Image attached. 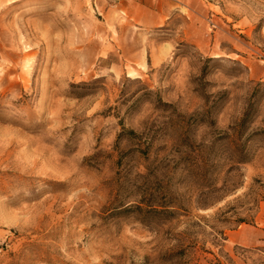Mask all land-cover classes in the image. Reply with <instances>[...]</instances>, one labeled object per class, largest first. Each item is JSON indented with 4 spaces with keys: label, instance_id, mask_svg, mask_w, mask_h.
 Instances as JSON below:
<instances>
[{
    "label": "rangeland",
    "instance_id": "rangeland-1",
    "mask_svg": "<svg viewBox=\"0 0 264 264\" xmlns=\"http://www.w3.org/2000/svg\"><path fill=\"white\" fill-rule=\"evenodd\" d=\"M97 2L0 3V264H264V0Z\"/></svg>",
    "mask_w": 264,
    "mask_h": 264
},
{
    "label": "crops",
    "instance_id": "crops-1",
    "mask_svg": "<svg viewBox=\"0 0 264 264\" xmlns=\"http://www.w3.org/2000/svg\"><path fill=\"white\" fill-rule=\"evenodd\" d=\"M13 1L17 0H0V3H10ZM182 1L183 0H161L156 6H154L152 4L154 3L153 0H99L102 7L108 8L110 6L122 5L128 8L137 19L144 21L146 19V17H144L145 14L150 17L152 16L151 18H154V21L157 20L159 23L169 17L171 14V8L174 7V5H177Z\"/></svg>",
    "mask_w": 264,
    "mask_h": 264
},
{
    "label": "trees",
    "instance_id": "trees-1",
    "mask_svg": "<svg viewBox=\"0 0 264 264\" xmlns=\"http://www.w3.org/2000/svg\"><path fill=\"white\" fill-rule=\"evenodd\" d=\"M244 114H245V115L243 116V118L241 119V121H240L239 123H237L236 126L231 127V129L233 130V135H234V137H237V138H235V139H240V137H241V136L243 135V133H244V130L246 129L247 124L251 121L249 112L246 111ZM227 135H228L227 137L230 138L231 135H232V133H231V135H230V133L227 132ZM238 137H239V138H238ZM237 143H238V142H237ZM240 146H241V152H242V153L246 152V150H247L246 143H242V144H240ZM247 160H248V158H246V157H241V159H240L239 161H240V162H246Z\"/></svg>",
    "mask_w": 264,
    "mask_h": 264
},
{
    "label": "built area",
    "instance_id": "built-area-1",
    "mask_svg": "<svg viewBox=\"0 0 264 264\" xmlns=\"http://www.w3.org/2000/svg\"><path fill=\"white\" fill-rule=\"evenodd\" d=\"M97 1H98V0H90L93 9H96V10L99 9V4H98Z\"/></svg>",
    "mask_w": 264,
    "mask_h": 264
}]
</instances>
